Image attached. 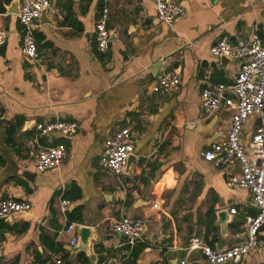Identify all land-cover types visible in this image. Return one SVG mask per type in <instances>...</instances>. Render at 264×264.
<instances>
[{
    "label": "crops",
    "instance_id": "0c3cea01",
    "mask_svg": "<svg viewBox=\"0 0 264 264\" xmlns=\"http://www.w3.org/2000/svg\"><path fill=\"white\" fill-rule=\"evenodd\" d=\"M51 1L36 31L41 57L32 60L22 52L14 0H0V28L9 32L0 46V200L32 205L30 213L0 219V264L56 258L64 264H177L194 236L217 249L241 243L258 208L249 190L227 185L239 166H217L201 156L227 136L233 111L222 105L205 115L202 93L230 85L242 64L211 53L219 39H264V0H180L186 14L173 25L159 20L154 0ZM104 6L114 31L105 53L95 36ZM159 63L158 72L180 71L179 91L152 90ZM55 120L76 121L77 133L36 138L37 122ZM256 120L245 126L244 140L256 131ZM120 127L131 129L136 161L117 174L104 169L101 158L105 140ZM39 144L65 145L68 156L38 172ZM123 216L149 219L142 242L130 246L109 230ZM70 223L95 231L88 246L72 245L81 237L77 229L65 231ZM189 257L191 264H208L199 251ZM228 264L264 259L250 253Z\"/></svg>",
    "mask_w": 264,
    "mask_h": 264
},
{
    "label": "built area",
    "instance_id": "2783aa9c",
    "mask_svg": "<svg viewBox=\"0 0 264 264\" xmlns=\"http://www.w3.org/2000/svg\"><path fill=\"white\" fill-rule=\"evenodd\" d=\"M51 0H21L20 20L22 24V52L32 60H39L41 52L38 48L36 31L41 22L42 11L50 7ZM159 20L167 25H173L186 14V8L180 0H154ZM111 12L104 6L96 21L95 36L98 50L107 52L112 42L109 23ZM9 32L0 28V46L6 43ZM218 57L227 56L242 61L240 70L230 84H216L203 89V110L205 115L214 114L220 106L226 105L232 109V120L227 136L216 141L209 148L202 150L201 156L209 162L221 167L239 166L230 173L227 185L230 188H245L250 191L258 212L250 217L244 240L226 249H217L199 237H192L186 248L187 254L177 264H191L190 253L199 251L208 264L239 263L250 253L260 255L264 259V39L254 34L252 38H241L233 42L228 36H223L210 49ZM165 59L161 58L164 63ZM182 78L178 69L162 68L152 84L154 92L166 90L179 91ZM252 116L261 118V123L249 140L243 139V131ZM36 138L51 137L57 133L72 136L78 131V123L74 120H55L37 122L34 126ZM135 146L129 127L118 128L104 143L101 158L102 167L106 170L122 174ZM68 156L65 145H44L39 147L34 155V166L38 172L59 167ZM68 204L67 201H63ZM157 206V205H155ZM32 210L28 201L7 197L0 200V219H8L19 214H27ZM235 213L236 209L231 210ZM147 217L131 219L123 216L110 222L111 232L125 238L126 244L134 246L143 241ZM75 223H70L65 231L73 233ZM78 238L72 239V245H77ZM47 264H64L61 258H56ZM113 264H128L126 259H117ZM154 264H166L160 259Z\"/></svg>",
    "mask_w": 264,
    "mask_h": 264
},
{
    "label": "water",
    "instance_id": "95a60500",
    "mask_svg": "<svg viewBox=\"0 0 264 264\" xmlns=\"http://www.w3.org/2000/svg\"><path fill=\"white\" fill-rule=\"evenodd\" d=\"M14 4L17 7L18 14H20V12H21V0H14ZM49 9H50V7H46V8L43 9L42 15H41V20H44L43 18H46ZM44 22H46V21H44ZM113 36H114V31L111 30L112 39H113ZM222 58L223 59H227V60L232 59V58L227 57V56H223ZM160 66H161V63H159L157 66L154 67V70H155L154 75L155 76L157 75V72H158V69L160 68ZM260 123H261V118L258 117L257 120H256V124L259 125ZM134 161H136V156H135V154H132L130 156L129 160H128L125 172L129 171V169H130L131 165L134 163ZM8 219H12V217H10ZM76 229H77V233L76 234L81 237V241H79V243H77L76 248H78V249L82 248V246L86 245V244L88 246L89 237L92 236L95 231H93L89 227H82L80 225H77ZM72 248H74V247H72ZM66 264H71V262L68 261Z\"/></svg>",
    "mask_w": 264,
    "mask_h": 264
},
{
    "label": "trees",
    "instance_id": "16d2710c",
    "mask_svg": "<svg viewBox=\"0 0 264 264\" xmlns=\"http://www.w3.org/2000/svg\"><path fill=\"white\" fill-rule=\"evenodd\" d=\"M12 131H13V129L9 130V133H10L9 135H10V136L12 135Z\"/></svg>",
    "mask_w": 264,
    "mask_h": 264
},
{
    "label": "rangeland",
    "instance_id": "374dc122",
    "mask_svg": "<svg viewBox=\"0 0 264 264\" xmlns=\"http://www.w3.org/2000/svg\"><path fill=\"white\" fill-rule=\"evenodd\" d=\"M255 117H257V116H255Z\"/></svg>",
    "mask_w": 264,
    "mask_h": 264
}]
</instances>
